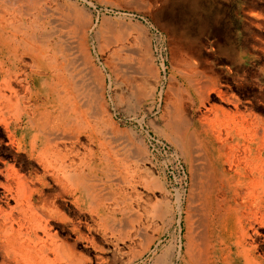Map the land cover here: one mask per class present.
Masks as SVG:
<instances>
[{
  "label": "rangeland",
  "instance_id": "374dc122",
  "mask_svg": "<svg viewBox=\"0 0 264 264\" xmlns=\"http://www.w3.org/2000/svg\"><path fill=\"white\" fill-rule=\"evenodd\" d=\"M242 3L243 0H0V12L7 20L21 28L45 27L52 31L53 43L58 32H64L74 54L84 52L78 29L88 23L86 38L102 87L95 126L109 152L103 149L105 154L96 157L85 153L86 185L96 189L103 213L105 207L114 209L109 217L115 219V226L111 246L104 230L99 232V250L95 252L84 241L77 243V252L87 259L85 264H193V244L195 251L203 254L205 245L216 246L218 240L221 247L228 248L224 255L232 252L227 230L232 226L238 229L243 223L239 217L246 212L252 174L243 166L237 173L229 172L237 195L225 206L228 218L224 221L221 216L222 230H215L211 219L213 198L205 188L193 190L186 155L170 132L177 125L190 140L194 120L203 117L206 123L264 124V104L253 110L250 96L254 86L247 77L239 81L243 74L236 71L241 52H249L246 45L253 34V27L243 18ZM260 35L263 37L264 31ZM185 55L202 69V78L187 75ZM248 55L246 61L253 58ZM78 61L69 79L74 76L72 79L80 81L75 92L86 103L92 97L94 83L88 64ZM204 84L225 98L211 91L203 101L199 90ZM176 99L182 105L177 112L172 105ZM149 136L153 137L151 141L156 138L162 142L160 152L149 147ZM6 138L0 123V162L19 173L35 171L36 164L25 153H16ZM191 141L189 158L193 163ZM83 143L87 150H96L85 138ZM170 154L179 164L174 166ZM178 200L180 210L176 207ZM69 216L73 218L76 213L70 212ZM81 232L89 236L84 227ZM60 236L69 241L74 237L67 230H62ZM259 246L253 253L264 257V244ZM0 255L1 262V251ZM228 263L241 264L232 255Z\"/></svg>",
  "mask_w": 264,
  "mask_h": 264
},
{
  "label": "bare ground",
  "instance_id": "6f19581e",
  "mask_svg": "<svg viewBox=\"0 0 264 264\" xmlns=\"http://www.w3.org/2000/svg\"><path fill=\"white\" fill-rule=\"evenodd\" d=\"M2 12L0 123L5 127L8 143L16 153H25L36 164V170L19 173L0 162V264H85L87 259L77 252V243L84 241L95 252L99 250V232L104 230L111 246L115 226V219L109 217L114 209L105 207L103 213L96 189L86 185L85 153L96 157L109 152L95 126L102 87L86 38L88 23L78 29L84 51L78 55L70 52L64 32H58L53 43L51 30L38 25L21 28ZM78 60L88 64L94 83L92 97L86 103L75 92L80 81L72 79L74 76L69 79ZM183 66L188 76L203 77L192 57L185 55ZM211 91L218 93L220 99L225 98L204 84L199 90L203 101ZM177 100L172 104L176 112L182 106ZM231 100L237 101L235 97ZM174 130L171 138L186 155L193 189L205 188L213 198L214 218L228 217L224 213L230 201L228 189L235 188L230 184L229 172L237 173L243 166L253 176L256 165L264 179V124L250 122L246 126L226 127L206 123V117L194 120L193 163L189 158L191 139H186L177 125ZM84 138L96 146L95 151L85 148ZM249 186L260 189L259 179H252ZM236 195L235 191L233 196ZM249 196L250 204L245 205L246 212L239 218L250 225V239L257 238L264 244V234L259 230L264 229V209L259 210L252 193ZM176 207L180 210L179 200ZM70 212L76 216L71 218ZM83 227L89 236L82 234ZM62 230L73 234L71 242L60 236Z\"/></svg>",
  "mask_w": 264,
  "mask_h": 264
},
{
  "label": "crops",
  "instance_id": "0c3cea01",
  "mask_svg": "<svg viewBox=\"0 0 264 264\" xmlns=\"http://www.w3.org/2000/svg\"><path fill=\"white\" fill-rule=\"evenodd\" d=\"M241 10L244 14L243 18H245V20L249 23L248 25H251L253 27V34H251L252 40L249 39L247 41L248 44L246 45V48L249 51L248 54H250L253 58L249 61H246V55L248 54H246L245 51H243V53L241 52L240 55L242 56H240L241 59L237 64L236 71L238 75L243 74L242 78L241 76H239V81H245L247 77V79L250 80L252 85L254 86V91L250 96V102L253 107V110L257 111L256 106L261 107V104H264V36L262 37L260 35L261 31H264V0H243ZM251 12H253L254 15H250ZM249 123L250 122L239 121L235 123V125L246 126ZM254 124L257 123L254 122ZM223 125L226 127H230L234 124ZM256 157L257 155L255 152L253 154V160L255 162L257 161ZM0 168H2V165L0 166ZM257 178L259 179L260 189H247V195L249 197V202H247V204H250V200L252 197H250L249 194L252 193L254 200L258 201L259 210H262L264 209V179L261 174H258L255 165V172L252 179L257 180ZM233 193L234 192L232 189H228L230 201L235 198V196H233ZM254 195L256 197H254ZM212 203H214V201ZM3 208L5 207L3 206ZM227 218L228 217H223V220L225 221ZM211 219L213 221V226L215 230L220 232L222 230V217L214 218L213 216H211ZM240 221H242L243 223L238 229L237 227L232 226V228L227 230L230 237L229 249H232V252L227 251L224 255V251L228 250V248L226 246L221 247L222 242L219 240L216 246L205 245V252L203 254H198L195 251L193 244V264H229L228 260L230 258V255H232L233 258H235L241 264H264V257L255 256V254L253 253L256 248H260L259 245L262 244V242L258 241L257 238L254 241L251 240L250 225L246 223L245 220ZM259 230L261 233L264 234V229L260 228ZM213 253L217 254L214 255Z\"/></svg>",
  "mask_w": 264,
  "mask_h": 264
},
{
  "label": "built area",
  "instance_id": "2783aa9c",
  "mask_svg": "<svg viewBox=\"0 0 264 264\" xmlns=\"http://www.w3.org/2000/svg\"><path fill=\"white\" fill-rule=\"evenodd\" d=\"M153 137L152 136H149V147L153 150V151H156L158 150V152H160V145H162V142H158L156 138H154V141H151ZM151 144L154 146L155 150L152 148ZM163 146V145H162ZM170 153V151H169ZM172 154H170L171 156ZM172 160L174 161V166H176L177 164H179V160L175 159L174 156L172 155Z\"/></svg>",
  "mask_w": 264,
  "mask_h": 264
}]
</instances>
